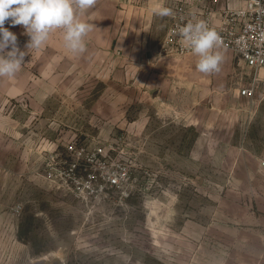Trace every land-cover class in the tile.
I'll return each instance as SVG.
<instances>
[{"label":"rangeland","instance_id":"rangeland-1","mask_svg":"<svg viewBox=\"0 0 264 264\" xmlns=\"http://www.w3.org/2000/svg\"><path fill=\"white\" fill-rule=\"evenodd\" d=\"M5 27L27 55L16 81L0 77V264H264V97L237 95L248 70L233 53L220 48V71L200 73L192 53H160V20L93 30L82 54L59 30L28 51L26 32ZM181 110L179 157L149 139L172 134L176 147L179 126L161 125ZM38 122L46 138L123 149L137 191L85 201L52 187L45 162L22 157L21 133Z\"/></svg>","mask_w":264,"mask_h":264},{"label":"built area","instance_id":"built-area-1","mask_svg":"<svg viewBox=\"0 0 264 264\" xmlns=\"http://www.w3.org/2000/svg\"><path fill=\"white\" fill-rule=\"evenodd\" d=\"M172 15L160 44L163 55L191 53L178 35L179 27L193 19L207 22L228 49L247 68L248 77L238 86L237 95L250 101L264 97V0H172ZM111 144L92 147L69 139L61 148L46 150L43 176L54 188L79 200L97 199L109 189L121 195L137 191L136 175L122 156L111 153ZM22 204L13 213L22 212Z\"/></svg>","mask_w":264,"mask_h":264},{"label":"clouds","instance_id":"clouds-1","mask_svg":"<svg viewBox=\"0 0 264 264\" xmlns=\"http://www.w3.org/2000/svg\"><path fill=\"white\" fill-rule=\"evenodd\" d=\"M97 0H0V77L14 78L24 65L25 51L17 46V36L5 27L23 26L30 38L26 48L39 50L57 30L62 34L63 46L71 54L86 51L85 37L95 25L80 17L94 7ZM152 11L160 16L172 15V10L162 3ZM178 35L183 46L198 57L196 70L203 74L220 71L223 61L219 49V33L200 19L188 21L179 27Z\"/></svg>","mask_w":264,"mask_h":264},{"label":"crops","instance_id":"crops-1","mask_svg":"<svg viewBox=\"0 0 264 264\" xmlns=\"http://www.w3.org/2000/svg\"><path fill=\"white\" fill-rule=\"evenodd\" d=\"M142 1V2H141ZM158 3H162L165 7H168L172 10V0H97V3L94 7L86 10V12L80 17L82 20L91 23L93 25H99V27H95L94 30H99V31H123L125 28V25H129L131 24L133 26V29L136 30V28L138 30H142V29H146L147 26H149L151 24V21H162V25H163V31L165 33L166 27H167V21L169 16H160L156 13H154L152 11L153 7L158 4ZM132 20V21H130ZM11 29H16L18 31L21 32H25V29L23 26L17 25L15 27L11 26ZM148 59V58H147ZM6 81L12 83L14 80L16 81L17 78H8L5 77ZM20 81H28V79L26 77H20ZM11 91V85H10V89ZM8 96H13V93H8ZM37 114L39 113V110H43L37 108ZM180 116L179 118V122L176 121H165L163 123L164 129L169 126V132L174 129V125L175 126H179V129L181 134L178 137V140L176 142V147L174 144V148H172V134L171 135H165L164 134V141L162 139L163 144H160L161 139H157V138H152L149 139V143H151V145L153 147L156 148V146H163L164 148V152H170V154H174L177 155L179 157L182 156V154L186 153V150H183L184 148H182V145L184 147V144H186V140H187V127L188 124L185 123L184 121H182L183 119H186V113H184V111H180L179 112ZM184 114V115H181ZM11 119V118H10ZM192 126H194L196 129V131H200L202 130V128H198L197 124H191ZM43 123L42 122H38L37 124V128L39 130H37V132H35V136L31 135L29 136L28 134H26V131L28 129H24V132L21 133V144L23 147V159H25L26 161L29 160V156H36V158L41 161L44 162V158H45V154H46V150H55L56 148H61L62 144H64L65 142L69 141V137H61V139L58 137L55 138V134L51 133V134H47V138H46V134L44 132V129L42 128ZM183 127V128H182ZM182 129L184 130V132L182 134ZM203 132H199L198 134H202ZM175 135V133H173ZM12 131L8 132V137L7 134H5V138H4V147L9 148V153H11L12 149V145H13V138H12ZM35 143L31 152L28 151V146L32 145V143ZM25 144V145H24ZM98 144V142H88V146L92 147L94 145ZM150 145V147H152ZM157 149V148H156ZM155 154L157 152H154ZM167 155V154H165Z\"/></svg>","mask_w":264,"mask_h":264}]
</instances>
